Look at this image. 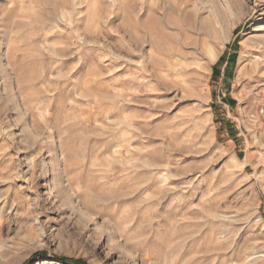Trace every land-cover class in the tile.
Here are the masks:
<instances>
[{
  "label": "rangeland",
  "instance_id": "374dc122",
  "mask_svg": "<svg viewBox=\"0 0 264 264\" xmlns=\"http://www.w3.org/2000/svg\"><path fill=\"white\" fill-rule=\"evenodd\" d=\"M59 259L264 264V0H0V264Z\"/></svg>",
  "mask_w": 264,
  "mask_h": 264
},
{
  "label": "trees",
  "instance_id": "16d2710c",
  "mask_svg": "<svg viewBox=\"0 0 264 264\" xmlns=\"http://www.w3.org/2000/svg\"><path fill=\"white\" fill-rule=\"evenodd\" d=\"M223 60V57L218 61V63L215 65L214 67V71H213V79H217L218 76H219V65H220V62ZM39 255H36L32 258V260H35ZM60 262H63V263H70V264H82L80 262H74V261H71V260H65V259H59ZM84 264V263H83Z\"/></svg>",
  "mask_w": 264,
  "mask_h": 264
}]
</instances>
